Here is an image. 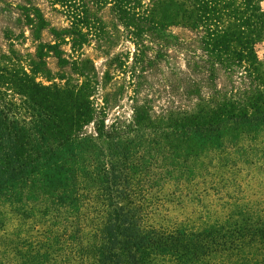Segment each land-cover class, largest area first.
Here are the masks:
<instances>
[{"label":"trees","instance_id":"1","mask_svg":"<svg viewBox=\"0 0 264 264\" xmlns=\"http://www.w3.org/2000/svg\"><path fill=\"white\" fill-rule=\"evenodd\" d=\"M20 1L13 3L21 20L34 35V22H41V33L48 21L45 14L32 0ZM145 1L75 0L68 10L73 24L54 28L51 42H38L28 65L17 67L5 54L0 56V226L2 208L9 205L21 218L16 231L26 233L16 252L0 256V264H156L159 256L176 264H195L215 259L242 239L248 250L259 246V264H264L262 219L244 212L228 229L149 224L146 217L162 203L154 196L155 183L144 180L147 174L156 179L148 173L153 168L184 167L209 150L242 149L241 141L250 133L264 131V83L256 55V44L264 39L263 7H255L254 0H240V14L259 20L245 21L241 30H234L232 22L222 21L235 17L228 0H195L190 15L181 5L158 8ZM108 6L118 22L132 28L136 59L148 52L183 59L184 70L178 68L185 78V102L171 103L168 116L149 106V114H144L138 106L133 126H108L86 99L84 85L66 91L37 81L36 74L51 73L46 57L52 54L65 68L72 55L64 45L71 44L77 52L96 34L95 26L86 31L74 22H100V12ZM174 27L187 31L177 33ZM181 34L190 37L186 43L179 42ZM73 60L76 65L84 62ZM81 66L80 75L96 82L95 64L93 73L87 64ZM221 75L228 84L219 88ZM247 77L252 80L247 91L236 93V84ZM2 78L18 90L5 88ZM105 184L119 194L117 200L101 193ZM101 201L106 214L92 216Z\"/></svg>","mask_w":264,"mask_h":264},{"label":"rangeland","instance_id":"2","mask_svg":"<svg viewBox=\"0 0 264 264\" xmlns=\"http://www.w3.org/2000/svg\"><path fill=\"white\" fill-rule=\"evenodd\" d=\"M32 1L39 6L48 20L41 33H38L41 22H34L38 23L37 35L31 32L28 22L21 20V13L13 3L22 1L0 0V56L5 54L17 67L28 65L29 57L32 52H35L38 42L42 40L48 43L55 38L54 28L69 27L73 24L70 22L68 10L72 8L75 0ZM239 1H227L226 5L231 8L235 17L225 16L222 19L223 22H232L234 30H241L242 23L245 21L259 20L257 17H252L250 20L240 14L242 7L239 6ZM150 2L158 4V8L161 4H163L162 8L169 4L173 8L181 5L182 10L190 15L194 9L195 0L145 1L146 4ZM219 2L223 5L222 1ZM252 4L255 7L262 6L264 10V1L254 0ZM109 7L101 10L100 22H74L76 26L84 27L86 31L90 25L95 26L93 32L96 34H92L90 42L77 52L73 51L71 44L64 45L67 52L72 55V57L68 56L69 62L65 68L58 62V58L50 54L46 58L51 73L48 77L42 73L36 75L37 81L62 87L66 91L75 90L77 84L84 85L86 99H90L96 111L99 112V116L106 120V124L126 128L136 123L135 113L138 106L141 113L147 114L150 111L149 106L164 115L167 114L166 109L173 105L171 103L176 106L185 102L181 96V91L186 84L185 78L178 68L180 66L184 70V61L181 58H167L164 53L155 57L152 52H148L145 58L136 59L134 54L136 45L130 31L132 28L129 29L123 22H118L116 14L109 10ZM235 25L238 26L235 27ZM173 30L177 33L187 31L180 27H174ZM188 38H190L188 35L181 34L179 42H184ZM256 52L262 75L260 82L264 83V39L256 44ZM77 58L83 59L82 63L87 64L92 73L91 67L93 68L95 64L96 82L86 75H80L82 63L79 64L80 66L73 63V59ZM4 63L9 65V61ZM8 68L11 69L13 66ZM1 80L5 88L18 90L10 79L2 78ZM218 82L219 88L224 87L228 84V79L223 76ZM251 82L250 77H247L243 82L236 84L235 92L242 95ZM169 113L170 111L166 116ZM91 126L87 128L89 132ZM247 137L241 141L244 149L234 146L227 151L209 150L199 155L198 159L192 158L187 166L175 169L168 165L164 170L153 168L148 171L149 174L157 177L151 179L147 174L144 178L145 183L149 185H153L152 182L155 183L154 196L161 199L160 205L161 203L162 205L158 209L155 207L152 209L150 215L146 217L147 222L154 225L163 224L171 228L181 224L188 228L195 227L193 230H198L206 224L228 229L233 224L231 220L244 212L253 214L256 220L264 221V131L250 133ZM143 144L145 147L149 146L147 139H143ZM142 150L145 152L147 148H141L140 151ZM224 158H229V163H226ZM237 159L239 162L235 164ZM104 186L105 189L101 190V193L113 194L114 200H117L119 194L111 192L109 185ZM101 204L104 202L101 201L99 205H96L97 209L91 213L92 216L103 213ZM2 211L0 256L10 257L14 250L16 252L17 242L23 241L26 233L19 234L16 231L21 222V218L17 216L18 212L12 211L9 205H5ZM86 230H92V227L87 226ZM245 243L247 242L242 239L238 244L234 243L235 247L230 251L220 252L215 259L194 263L259 264L261 260L259 246H254L251 251ZM156 260V264H176L169 258L164 261L161 256Z\"/></svg>","mask_w":264,"mask_h":264}]
</instances>
